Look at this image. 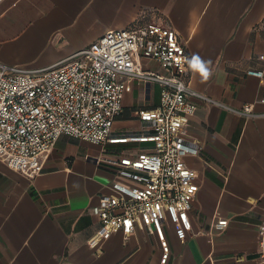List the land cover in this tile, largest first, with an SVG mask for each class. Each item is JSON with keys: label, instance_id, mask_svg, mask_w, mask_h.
<instances>
[{"label": "crops", "instance_id": "0c3cea01", "mask_svg": "<svg viewBox=\"0 0 264 264\" xmlns=\"http://www.w3.org/2000/svg\"><path fill=\"white\" fill-rule=\"evenodd\" d=\"M157 19L174 27L189 61L208 63L203 78L190 63L197 107L187 134L200 144L187 154L198 172L191 200L192 228L179 239L166 222L168 257L155 233L136 227L127 239L115 231L98 246L87 238L99 226L92 206L108 183L121 179L99 162L100 145L61 133L31 178L0 159V264H263L259 259L264 211V78L246 73L264 55V0H0V62L46 66L85 47L105 29ZM161 71V68H157ZM154 84L142 82L131 104L123 102L116 130L141 124L139 109L157 105ZM124 96V95H123ZM250 104L252 114L233 109ZM123 180V179H122ZM226 217L216 229L212 222Z\"/></svg>", "mask_w": 264, "mask_h": 264}, {"label": "built area", "instance_id": "2783aa9c", "mask_svg": "<svg viewBox=\"0 0 264 264\" xmlns=\"http://www.w3.org/2000/svg\"><path fill=\"white\" fill-rule=\"evenodd\" d=\"M246 73L264 78V55L261 64L246 68ZM189 77L184 41L174 27L157 19L107 28L50 65L0 62V159L33 178L59 134L99 144L96 160L112 166L121 179H113L108 191L98 194L92 212L100 223L87 244L98 246L115 231L127 239L140 227L157 235L164 262L169 253L166 222L181 240L192 228L189 210L198 172L184 156L199 154L200 144L187 134L197 107L191 96L212 100L192 88ZM133 81L142 82L146 94L157 82L159 101L138 110V127L116 130L115 117ZM259 100L264 102V92ZM233 110L252 114L250 104ZM227 222L218 217L212 226L222 229ZM258 247L264 264V211Z\"/></svg>", "mask_w": 264, "mask_h": 264}, {"label": "clouds", "instance_id": "9594fccd", "mask_svg": "<svg viewBox=\"0 0 264 264\" xmlns=\"http://www.w3.org/2000/svg\"><path fill=\"white\" fill-rule=\"evenodd\" d=\"M189 63L193 68L199 70L203 78L207 79L209 77L208 63L210 62L204 61L198 55L194 54Z\"/></svg>", "mask_w": 264, "mask_h": 264}, {"label": "rangeland", "instance_id": "374dc122", "mask_svg": "<svg viewBox=\"0 0 264 264\" xmlns=\"http://www.w3.org/2000/svg\"><path fill=\"white\" fill-rule=\"evenodd\" d=\"M154 88H155V95L159 94V87L156 84H154ZM139 95H140L139 91H136V92L126 91L124 93V96H123V102H126V104H131L133 101L135 102V100L139 97ZM119 120L120 119H116L114 124L115 125H123V124H125L123 121L122 122H118Z\"/></svg>", "mask_w": 264, "mask_h": 264}]
</instances>
